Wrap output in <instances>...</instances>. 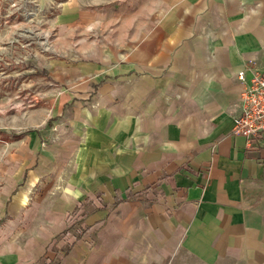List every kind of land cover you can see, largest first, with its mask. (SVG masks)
Masks as SVG:
<instances>
[{
    "label": "crops",
    "instance_id": "1",
    "mask_svg": "<svg viewBox=\"0 0 264 264\" xmlns=\"http://www.w3.org/2000/svg\"><path fill=\"white\" fill-rule=\"evenodd\" d=\"M101 6L61 22L111 10L109 44L0 85V264H264V133L233 131L264 0Z\"/></svg>",
    "mask_w": 264,
    "mask_h": 264
},
{
    "label": "rangeland",
    "instance_id": "2",
    "mask_svg": "<svg viewBox=\"0 0 264 264\" xmlns=\"http://www.w3.org/2000/svg\"><path fill=\"white\" fill-rule=\"evenodd\" d=\"M111 1L94 4L95 0H0V85L32 82L38 86L49 80L42 68L45 57L54 60L61 59L63 54L72 57L78 55L81 47L88 50L96 44H109L111 10H104L101 31L80 30L78 25H64L61 20L66 13L75 12L76 16L80 8L93 10L100 5L109 8ZM0 89V103L13 107L8 91ZM21 98L16 99V104L23 106L27 102Z\"/></svg>",
    "mask_w": 264,
    "mask_h": 264
},
{
    "label": "built area",
    "instance_id": "3",
    "mask_svg": "<svg viewBox=\"0 0 264 264\" xmlns=\"http://www.w3.org/2000/svg\"><path fill=\"white\" fill-rule=\"evenodd\" d=\"M244 81V71L237 72ZM241 112L234 118L233 131L245 137L248 145L264 133V72L251 70L249 82L239 95Z\"/></svg>",
    "mask_w": 264,
    "mask_h": 264
}]
</instances>
